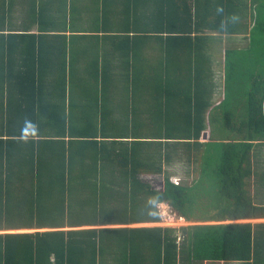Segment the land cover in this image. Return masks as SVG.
I'll return each mask as SVG.
<instances>
[{
	"label": "trees",
	"instance_id": "obj_1",
	"mask_svg": "<svg viewBox=\"0 0 264 264\" xmlns=\"http://www.w3.org/2000/svg\"><path fill=\"white\" fill-rule=\"evenodd\" d=\"M12 1L0 0V231L54 230L0 233V264H177L179 249L186 264H264V222L224 223L264 218V0ZM46 36L70 40L93 84L66 59L51 80L31 82L32 61L14 68L10 42ZM98 86L121 88V117H100L93 92L85 110L66 103ZM135 88L148 126L128 120ZM160 203L217 223L182 227L180 248L174 228L129 227L161 222Z\"/></svg>",
	"mask_w": 264,
	"mask_h": 264
},
{
	"label": "crops",
	"instance_id": "obj_2",
	"mask_svg": "<svg viewBox=\"0 0 264 264\" xmlns=\"http://www.w3.org/2000/svg\"><path fill=\"white\" fill-rule=\"evenodd\" d=\"M8 3V2H7ZM12 3L15 5V8H22L24 7V4L19 3V0H15L12 1ZM32 31L36 30V32H38V29H31ZM226 40L225 38H222L221 43H212L213 48H217L219 50V52H221V50L224 48L225 44H226ZM84 41V40H82ZM66 42V43H65ZM86 42V41H85ZM27 44H24L23 42L19 41V40H12L9 44V46L13 49V50H9L10 53H12L13 56V60H16L17 65H15L14 68L19 69L18 65L19 64H23L25 65L24 62H34L33 64V68L32 71H30L31 73L29 74V80L31 82H33L34 80H36L37 76L39 75V73H41L42 77H45L46 79L51 80L52 78H54L55 76L57 77L58 69H61L62 71V67H60L63 63V59H66V74L67 76L70 75L69 71L70 68L72 66V73L73 74V78H76V82H78V80L81 82L83 79H88V81L91 82V84H93L94 80L91 77H88V75L85 74L86 70H90L91 69V64L88 65V61L83 63V59L79 60L80 57H77L74 61V59H71V57L69 56V48L71 46L70 40L66 39V41L64 40H57V39H52L51 37H45V38H36L34 39H30L27 40L26 42ZM65 43V47H66V51L62 52L61 54L58 53V49L59 46L63 47L62 44ZM32 45H34V47L36 48V51H41V53H43V62H35V60H31V58L34 57H29L27 54V49H29L28 47H31ZM77 47L79 48V51L83 48L82 44H76ZM27 48V49H26ZM31 51V50H29ZM217 52V51H216ZM55 53V54H54ZM55 58H54V56ZM60 57V59H58L57 57ZM53 57V61H51ZM216 59V58H215ZM72 62H74L73 64H71ZM56 63L58 65H56ZM37 64V66H35ZM115 65V64H113ZM31 67V66H29ZM31 70V69H30ZM72 78V79H73ZM107 86V85H106ZM69 91V90H68ZM66 92V95L69 94V92ZM135 91H139L138 95H140V101L135 100L134 104L132 105L133 107H135L136 109V113L134 115H131L129 113V118L128 120L133 122L136 121L137 122V126L141 125V126H148L149 125V121L151 116L148 113V109H149V104L151 103V100H149L148 98H142L143 94L145 95L147 93L146 90H141L140 88H135ZM44 93H49L50 91H48V88H45ZM95 93L96 95H98V111L101 117V114L105 116H107V118H117V117H121L118 116L117 113H115V110H119V109H123V106L125 107V104H130V101L126 102L125 101V97L123 95V91L121 90L120 87H116V86H112V87H97V88H90L88 89H81V88H73V90H70V95H72V97H67L66 98V103L68 104L69 101L71 99H74V109L77 110V112H80V110L84 109L87 107V105L89 104V100L87 98H85V95H88L90 93ZM131 92V91H129ZM132 94V93H131ZM129 94V95H131ZM74 95L76 97H74ZM79 95L83 96L80 100H79ZM123 95V96H122ZM149 101V102H148ZM131 106L130 109H132L133 107ZM113 116V117H112ZM134 119V120H133ZM23 148L22 147H17V152L22 151ZM18 154V153H17ZM231 221H229L228 223H230ZM143 224V223H141ZM147 224V223H145ZM95 228H100L101 226H94ZM105 227V226H102ZM107 227H116V226H112V225H108ZM92 228V226H82V227H76V228H71V229H89ZM106 228V227H105ZM54 229H35V230H7V231H0V233H20V232H34V231H51ZM181 254H183V252H181ZM178 255V253H177ZM109 259H107V263L111 264L113 263L110 259V257H108ZM177 264H186V260L182 259V257L180 255H178V259H177ZM199 264V263H197Z\"/></svg>",
	"mask_w": 264,
	"mask_h": 264
},
{
	"label": "rangeland",
	"instance_id": "obj_3",
	"mask_svg": "<svg viewBox=\"0 0 264 264\" xmlns=\"http://www.w3.org/2000/svg\"><path fill=\"white\" fill-rule=\"evenodd\" d=\"M22 1V0H21ZM23 2V1H22ZM124 62V60H120L117 64L122 65V63ZM216 98V97H215ZM217 99H215L216 101ZM201 141L203 142L204 140L201 139ZM181 165L180 164H174V166H171V168L169 169L172 174L174 176H172L173 181L175 182H180L181 181V177H180V170H181ZM192 168V167H191ZM190 168V169H191ZM189 169V170H190ZM178 172V173H176ZM250 191H254V185H253V181L251 180V187H250ZM158 210L160 213V217L163 218L162 222H157V223H139V224H132L129 225V227H150V226H161V227H170V228H174L175 234H176V240H177V244L178 247L180 248L182 243H183V235H182V231L181 228L182 227H186L188 225H194V224H216L217 222H199V223H194V222H184L182 221L180 218L176 217L169 208V205L167 203H160L158 204ZM229 221H226L224 223H228ZM237 222H251V223H259V222H264V218L261 219H246V220H234L231 221L230 223H237ZM107 227V226H105ZM184 251V250H183ZM182 250L179 249L178 251V255H180L182 257V259L185 258V252H183V254H181ZM199 264H207V262H201ZM220 264H225V263H220Z\"/></svg>",
	"mask_w": 264,
	"mask_h": 264
},
{
	"label": "built area",
	"instance_id": "obj_4",
	"mask_svg": "<svg viewBox=\"0 0 264 264\" xmlns=\"http://www.w3.org/2000/svg\"><path fill=\"white\" fill-rule=\"evenodd\" d=\"M175 182V181H174ZM175 183H177V182H175ZM162 220H163V218L161 217V222H162Z\"/></svg>",
	"mask_w": 264,
	"mask_h": 264
}]
</instances>
